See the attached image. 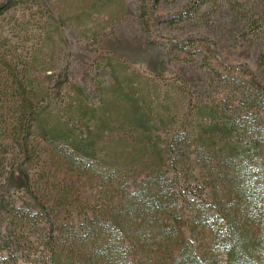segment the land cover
Wrapping results in <instances>:
<instances>
[{"label": "trees", "instance_id": "1", "mask_svg": "<svg viewBox=\"0 0 264 264\" xmlns=\"http://www.w3.org/2000/svg\"><path fill=\"white\" fill-rule=\"evenodd\" d=\"M23 4L37 10L0 22V264H264V84L252 71L228 66L250 83L202 102L177 77L110 61L94 103L71 85L58 108L35 77L58 25L33 0H1L0 18ZM33 163L69 179L54 200L8 182ZM83 186L93 199L75 206Z\"/></svg>", "mask_w": 264, "mask_h": 264}, {"label": "rangeland", "instance_id": "2", "mask_svg": "<svg viewBox=\"0 0 264 264\" xmlns=\"http://www.w3.org/2000/svg\"><path fill=\"white\" fill-rule=\"evenodd\" d=\"M196 1L158 0L151 7L149 0H33L55 18L60 36L53 35L49 69L35 77L58 108L67 101L71 85L80 87L87 102L94 103L98 88L109 83L110 61L162 84L177 77L202 102L233 96L244 82L250 83L228 66L245 65L255 81L264 84V67L258 64L264 56V0H208L198 6ZM27 8L37 10L19 5L0 22L12 15L21 17ZM190 8L182 21H163ZM144 10L142 20L148 28L140 20ZM190 38L193 41H186ZM205 41L213 44L216 55ZM28 179L47 202L69 181L62 172L41 171L34 163L15 166L8 174V182L20 194ZM92 191L86 186L78 189L75 206L93 199Z\"/></svg>", "mask_w": 264, "mask_h": 264}]
</instances>
